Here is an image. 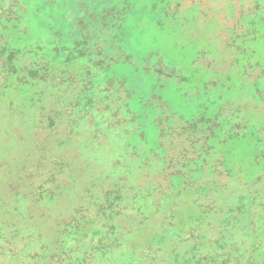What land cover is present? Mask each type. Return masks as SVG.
I'll return each mask as SVG.
<instances>
[{"label": "rangeland", "instance_id": "obj_1", "mask_svg": "<svg viewBox=\"0 0 264 264\" xmlns=\"http://www.w3.org/2000/svg\"><path fill=\"white\" fill-rule=\"evenodd\" d=\"M0 264H264V0H0Z\"/></svg>", "mask_w": 264, "mask_h": 264}, {"label": "trees", "instance_id": "obj_2", "mask_svg": "<svg viewBox=\"0 0 264 264\" xmlns=\"http://www.w3.org/2000/svg\"><path fill=\"white\" fill-rule=\"evenodd\" d=\"M41 47H42V46H38L39 49H42ZM14 65H15V64H14Z\"/></svg>", "mask_w": 264, "mask_h": 264}]
</instances>
